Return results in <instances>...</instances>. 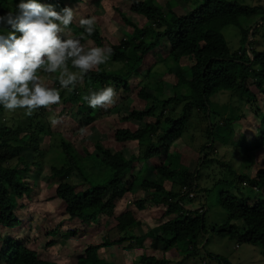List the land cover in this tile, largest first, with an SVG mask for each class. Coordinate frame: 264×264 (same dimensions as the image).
I'll list each match as a JSON object with an SVG mask.
<instances>
[{"label":"trees","instance_id":"trees-1","mask_svg":"<svg viewBox=\"0 0 264 264\" xmlns=\"http://www.w3.org/2000/svg\"><path fill=\"white\" fill-rule=\"evenodd\" d=\"M76 1L85 2L86 11L81 16L95 17V24L89 36L79 22L74 23L78 27L75 33L82 37L85 47H111L112 55L86 72L81 85L66 89L69 94L62 101L40 107L25 121L15 125L3 122L5 109L0 108V264H58L40 258L39 252L62 245L90 224L108 225V232H112L109 225L113 224L117 238L108 240L107 237L92 245L81 243L82 247L74 252L72 264H112L100 257L98 249L124 242L123 247L130 248L133 244L141 246L144 240L150 241V250H143L137 258L139 264H167L164 251H170L178 242H184L189 250L203 249L206 243H203L206 210L204 206L196 210L189 207L195 199L192 190L199 194L196 198L200 196L202 199L209 191V186L198 188L200 172L205 175L207 165L224 167L232 175L229 179H214L211 176L216 172H211V169L206 174L213 181L210 186L218 187L217 203L227 218L224 224L212 230L220 237L234 239L237 243L259 245L264 255V157L256 162L254 155L255 151L264 149V49L253 47L255 36L264 38V6L233 0H201L177 15L170 0L163 5L156 0H120L135 20L115 8L119 20L130 27L127 37L115 38L97 23L98 16L92 10L101 0ZM15 2L0 0V14L13 10ZM42 2L68 5L63 0ZM73 5L76 7L77 4ZM256 12L262 16L252 28L249 27L251 39L247 41V32H242L241 46L231 52L221 29ZM163 58L172 61L176 68L162 71L171 79L169 90L172 93H164L153 82L159 75L153 72V66ZM183 60L189 62L186 63L187 75L183 74ZM68 64L72 67L70 62ZM106 64H111L112 68H107ZM181 74L186 78L185 82H180ZM138 78L146 82L140 84ZM57 83L58 80L54 79L53 84ZM109 84L117 94L114 103L107 108L100 107L99 112H92L84 96ZM179 85L186 86L188 93L179 91ZM229 91L240 95L242 110L239 114H236L239 106L219 107L212 100L217 93ZM121 92L125 98L120 101ZM129 98L130 104L127 102ZM48 108L57 111L54 127L49 125L50 120L46 116ZM105 118L114 124L107 129L115 142H136L138 151L124 156L120 151L96 141L94 151L86 152V156L88 160L97 162L101 167L99 172L103 174L90 176L73 153L70 143L90 132L94 127L90 125L99 122L103 125L102 119ZM68 119L77 125H68ZM192 120L204 125L205 141L198 154L192 155L193 161H179L178 157L170 154V149ZM234 123L241 129L251 128L252 134H234ZM225 129L232 135L225 136L223 142L231 143L234 153L240 154L244 173H234L229 166L231 164L208 158L205 153L215 142V131ZM53 133H61L62 137L58 136L57 144L53 145L59 147V151L56 163L50 165L44 181L53 185L48 199L54 202V208H47V211L42 206L46 210L43 215L36 216L26 210L21 216L20 212L25 209L24 201L30 200L34 189L29 175L33 169L41 167L42 162L37 159L44 157L48 149V143L40 141V138ZM22 151H30L31 158L27 159L20 153ZM252 166L255 169L251 173L249 169ZM70 176L71 180H68ZM241 186L260 192V198L251 203L250 198L240 191ZM125 194L130 195L134 209L125 204L124 209L116 213L117 201ZM60 203L63 204L62 210L59 209ZM147 204L163 205L166 219L144 234L135 236L131 231L139 226L137 217L147 209ZM34 217L40 229L33 241L43 242L41 246L31 249L27 247L28 238L25 236H8L13 231L25 233L30 226H23V221ZM231 220L241 224L230 223ZM58 236L59 239L56 238ZM44 238L49 239L42 241ZM135 239L138 241H132ZM157 250H160L159 254ZM208 255L219 264H227L217 255Z\"/></svg>","mask_w":264,"mask_h":264},{"label":"rangeland","instance_id":"rangeland-1","mask_svg":"<svg viewBox=\"0 0 264 264\" xmlns=\"http://www.w3.org/2000/svg\"><path fill=\"white\" fill-rule=\"evenodd\" d=\"M65 3H67L69 6L72 7L74 12V20L73 24L69 25V28L71 29V32L76 34L77 26L74 23L79 22V19L82 17L81 15L86 11V4L84 1L79 2L76 0H63ZM159 4L163 5L167 0H156ZM174 6V10L176 14H182L185 11L189 10L191 7L194 6L195 1L196 3H199L201 0H184L182 2H176L177 0H170ZM237 1L241 4H247L251 6H264V0H233ZM73 3H76V7H74ZM93 7V6H92ZM96 7V6H95ZM115 8H118L121 13L129 16L132 21L135 20V17L130 13L125 5L120 0H101L99 5L94 9V14L97 17V23L101 24L102 27L107 31V34L111 35L115 38L120 37H127L128 34H130V27L124 25L118 18ZM82 13V14H81ZM261 13H254L253 15H250L245 18L239 19L236 23L229 24L224 26L221 29V32L224 36V39L227 42V45L231 52H234L238 50L241 46V35L242 32H247V41L248 38L251 39L249 27H253L259 17H261ZM100 19V20H99ZM139 24L141 22L138 20ZM260 31V30H259ZM122 34V35H121ZM255 44L253 47L256 50H263L264 49V38L258 36H255ZM246 45V43H245ZM157 64L153 66V72L158 73L157 77L153 79L154 83L159 86V88L166 93L169 91V93H172L169 89L171 88V79L168 77L169 75H163L162 71L165 68H170L173 70H176L175 65L172 61L168 60H157ZM188 61L183 60L182 66H183V74L187 75V64ZM107 68H112L111 64H106ZM69 70L71 71H78V69L72 68L68 64ZM115 67V66H114ZM181 74L182 78L180 79V82H185L186 78L184 75ZM38 75L41 76L44 83H46L49 87H52L53 80L56 79V77L59 75V73L55 74H45L38 71ZM164 78V80H161L160 78ZM159 78V79H157ZM139 79V78H138ZM152 79V78H151ZM151 81V80H150ZM166 81V82H165ZM138 83H145V79L140 78ZM58 84V85H57ZM53 84L54 88L59 89V83ZM82 80L76 83V85H81ZM178 90L183 93H188V89L186 86H177ZM65 90V91H64ZM121 90H118L117 92H120ZM166 91V92H165ZM62 92V93H61ZM167 93V94H169ZM69 94V91L66 89L60 90V101L63 100L65 96ZM117 96V94H116ZM239 97L240 95L236 92H221L217 93L213 97V101L217 103L219 107L221 106H228V107H237L239 106ZM119 100L125 98L124 93H120ZM129 104L131 103V98L127 101ZM73 108V107H72ZM236 114H239L242 110V107L239 106L236 108ZM92 112L96 113L99 112L100 107L97 108H91ZM118 112H122L121 108H118ZM47 118L50 120L49 125H52L54 127V114L57 113V111H54L53 109L48 108L47 110ZM4 120L3 122H6L11 125H15L16 123H20L25 121V118H27V115L24 114L23 109H16L12 111L4 110ZM66 116V115H64ZM46 118V117H45ZM47 120V119H46ZM42 122L45 123L44 119H42ZM103 125L101 123H97L96 125H90L94 126L90 132L85 133L81 136L76 137L75 140H73L71 144V149L73 153H75L78 161L81 163L83 168L88 172V174L94 175L96 177L102 176L103 172H99L101 170V167L97 164L94 160H88V157L86 156V152H93L94 151V144L96 141L101 142L103 145L108 146L115 151H120L124 156H128L130 153H136L138 151V145L136 142H128V143H118L115 142V140L111 137L110 132H108V129L112 128L114 126L113 122L109 118L102 119ZM68 125L76 126L77 123L73 120L68 119ZM47 126V123H45ZM89 126V127H90ZM108 128V129H107ZM204 125L197 121L192 120L188 124V128L186 129V132L181 136L179 140H177L174 145L170 149V154H172L174 157H178L179 161L183 160L184 162L193 161V156L198 154L201 144L205 141L203 129ZM234 134L236 132H243L244 134L251 135L252 129L251 128H242L239 124L234 123ZM215 142H213L212 146L205 151L208 158L216 159L219 162L229 163L232 170H234V173H244V165L243 163H240V154L234 153L235 150L232 147L231 143L225 144L223 140H226L225 136L229 135V137L232 135V132L230 130H222V131H215ZM62 137L61 133L49 135L44 134V137L40 138V141L47 142L48 143V149L46 152H44V157H38V161L42 162V165L40 168H36V170H32L29 179L33 182V192L30 195L29 201H24L25 209L20 212V215L22 216L25 211L29 212L30 214H34L38 216V214H45L47 208H50L51 210L54 208V202L48 199V195L51 192V189L53 187L51 182L44 181L45 176L50 172V165L56 163V156L57 152L59 151V147H53L54 144H57V137ZM234 140V138L232 139ZM49 145H51L49 147ZM236 147V146H235ZM43 150V149H42ZM23 154L27 159H30L32 156V153L30 151H22L20 152ZM255 160L256 162L264 157V149H259L255 151ZM202 156V154H201ZM261 161V160H260ZM239 164V166H238ZM240 165L242 167H240ZM206 166L205 171L206 174L210 171L216 172L211 177L214 179L224 178L229 179L232 177L231 173H229L228 170L222 168H218V166ZM255 166V165H254ZM252 166L249 170H251V173L254 171L255 167ZM202 170V169H201ZM206 174L200 172V179L198 181V188H204L208 187V192L204 195L203 199L199 196V198H196L198 195H196V192L192 190V195L194 200L191 201L192 206L189 207V209L196 210L199 209V207L204 206L205 212H204V220H205V227H206V236L203 243H205L203 249L201 247H198L196 250H189L186 247V244L184 242H178L173 245V247L170 249V251H167L163 257L168 260L167 264H219V262L211 257H209L208 254L217 255L220 258L224 259L227 264H264V255L262 254V248L259 245H253L248 243H237L234 239H228V238H222L219 235H217L212 229L217 227L218 225L224 224L227 221L226 218V212L219 206L217 203L218 196H219V190L218 187L210 186L212 184L211 177H207ZM68 180H71V176L68 178ZM85 186H82V189H84ZM177 187H175L176 189ZM240 191L242 194L246 197H249L251 200V203L255 198H260L261 193L255 192L249 187L241 186ZM201 198V199H200ZM190 203V202H189ZM129 206L128 208L134 209L132 207V199L130 195L125 194L123 198L119 199L117 201V210L116 213L124 209V205ZM46 208L44 210L42 208ZM147 209L142 211L140 215H138V220L140 222L139 226L133 229L131 234L138 236L144 234L148 229L151 227H154L158 223L164 221L166 219V216L163 215L164 206H153L147 204ZM59 209H63V204L60 203ZM32 215V216H34ZM53 216V215H52ZM137 216V215H136ZM27 219V218H26ZM36 217L34 219H30V221H23L24 225H29L30 229L26 230L25 233H17L15 231L8 234V236H25V238H28V244L27 247L34 249L38 246H41L43 242L41 243L39 240L33 241L35 233H37V230L40 229V225H38L36 221ZM230 223H237L241 224L240 221H233L231 220ZM113 225V224H112ZM112 232H108V225H96V224H90L88 227L82 228L78 230V235L70 237L67 239L65 243L62 245H57L56 247H53L52 249H49L47 252H39V257L43 259H48L57 262L58 264H72L74 262V252L79 250L81 245H92V244H99L101 243L105 238L108 237V240H114L117 238L116 229L112 226ZM57 239L60 238V236L56 237ZM79 238V239H77ZM49 238H44L42 241H46ZM132 241H138L137 239ZM40 242V243H37ZM82 243V244H81ZM150 241L144 240L143 244L140 246L138 244H133V247L126 248L123 247L126 242L123 244H114L112 246L108 247H101L98 249V254L101 258L107 261H111L112 264H139L138 263V256L139 254L144 250L148 251L150 250ZM188 250V251H187ZM160 250H157V254H159Z\"/></svg>","mask_w":264,"mask_h":264},{"label":"clouds","instance_id":"clouds-1","mask_svg":"<svg viewBox=\"0 0 264 264\" xmlns=\"http://www.w3.org/2000/svg\"><path fill=\"white\" fill-rule=\"evenodd\" d=\"M71 6L42 0H16L14 9L0 14V108L23 109L31 116L40 107L60 101V90L69 89L86 72L112 55L106 46L85 47L82 37L71 32ZM95 17L82 16L79 25L91 36ZM78 71L69 70L68 63ZM38 71L59 73V89L43 82ZM112 85L89 91L84 101L90 108H107L114 103Z\"/></svg>","mask_w":264,"mask_h":264},{"label":"water","instance_id":"water-1","mask_svg":"<svg viewBox=\"0 0 264 264\" xmlns=\"http://www.w3.org/2000/svg\"><path fill=\"white\" fill-rule=\"evenodd\" d=\"M248 41H249V38H248ZM246 44H247V42H246Z\"/></svg>","mask_w":264,"mask_h":264}]
</instances>
